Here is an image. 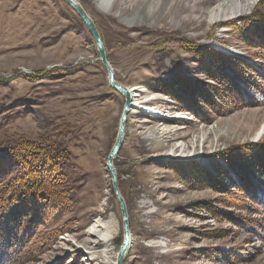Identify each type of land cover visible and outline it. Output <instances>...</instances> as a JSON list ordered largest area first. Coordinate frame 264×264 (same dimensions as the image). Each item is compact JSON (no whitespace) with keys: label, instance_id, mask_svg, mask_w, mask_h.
<instances>
[{"label":"rangeland","instance_id":"374dc122","mask_svg":"<svg viewBox=\"0 0 264 264\" xmlns=\"http://www.w3.org/2000/svg\"><path fill=\"white\" fill-rule=\"evenodd\" d=\"M79 1L102 36L115 80L126 87L140 85L146 91L142 96L160 98L152 104L158 116L137 109L127 114L114 160L132 234L124 264H264L262 207L258 211L259 200L241 191L238 173L228 164L248 146H264V130L259 141L253 140L264 123V43L243 22L264 16V0H256L246 15L215 25L209 24L207 11L225 0H178L179 24L157 22L139 39L123 32L130 14L116 18L97 10L108 0ZM119 1L113 13L122 6L134 10V3ZM130 31L138 32L137 27ZM205 53L233 61L223 82H236L241 101L235 89L219 90L217 102L210 98L218 109L203 102L194 115L180 109L162 85L174 94L180 89L170 82L178 76L219 85L206 79L195 58L204 59ZM124 104L108 83L93 37L69 4L0 0V163L7 170L5 176L0 173V204L22 181L17 148L35 149L38 155L63 151L66 158L56 162L66 176L56 179L67 196L58 210H34L36 225L13 250L0 247V264H102L103 255L95 252L100 236L93 231L110 216L118 224L109 247L117 256L121 213L106 163ZM174 111L186 117L175 118ZM156 126L176 131L173 138L188 147L182 156L172 154L174 139L163 142L157 133L145 138ZM248 176L264 200V178Z\"/></svg>","mask_w":264,"mask_h":264},{"label":"trees","instance_id":"16d2710c","mask_svg":"<svg viewBox=\"0 0 264 264\" xmlns=\"http://www.w3.org/2000/svg\"><path fill=\"white\" fill-rule=\"evenodd\" d=\"M263 21L264 16L253 15L243 22L244 25L252 30L261 42L264 43ZM242 41L251 45V42L246 39H242ZM195 58L200 60V67L206 79L216 80L220 82V84H207L208 82H206L204 85L194 79L178 76L177 80L175 79L170 82L172 87L175 85L179 86L180 90L175 91V94L166 87L167 85L163 84L162 87L165 89L163 92L173 97L180 106V109L182 108L196 115L202 109L201 104L203 102H207L212 109H218V105H214V102L211 103L210 98L212 96V101L215 100L217 102L218 98H221L217 97L219 90L221 93H224L226 88L227 90H229V88L235 89L238 97L240 96L238 86L233 79H230V81L228 80L226 84L223 82V78L226 76L224 71L229 69V66L233 67V61L229 57H224L217 53H205L204 59H200L196 55ZM206 59L211 60L212 63H207ZM206 86H210V88ZM183 96L188 99H185ZM239 99L241 101V96ZM39 153L40 155L37 154L35 149L30 148H26L24 152H21L18 148L15 149L14 155L20 157L17 161L19 165L17 170H19L22 181L15 188V192H10L9 195L4 198V203L0 204V247L2 248L9 247L13 250L25 239L24 236L29 234V231H32V226L36 225L34 218V210L36 208L37 211H42L43 209L52 210L51 208H56L58 210V208H62L64 205L66 206V190L64 187L58 190V180H56V177L65 178L66 176L64 167L57 165L56 162L57 160L66 158L64 152L54 149L44 154L43 150ZM228 164L231 170H235L238 173L242 188L241 191L246 193V196L249 198H253L256 201L259 200V203L257 201L255 206L258 211H260L259 208L262 207L263 212H261L264 213V200L257 195L256 187L248 176V173H253V175L258 173L261 178H264V146L257 144L250 145L247 150L242 151V153L236 157L235 162L229 161ZM0 173L4 176L7 174L3 162L0 163ZM29 201L32 204H27ZM33 204H35V206H33ZM40 206L42 208L38 210ZM4 217H6L7 220L4 219Z\"/></svg>","mask_w":264,"mask_h":264},{"label":"bare ground","instance_id":"6f19581e","mask_svg":"<svg viewBox=\"0 0 264 264\" xmlns=\"http://www.w3.org/2000/svg\"><path fill=\"white\" fill-rule=\"evenodd\" d=\"M70 1H72L74 4H77L78 6H80L84 10V12L87 14V16L91 19V21L94 23L91 15L86 11V9L80 3L79 0H70ZM117 1H119V0H108L107 6L106 5L103 7L99 6V7H97L98 8L97 10L102 11L103 13H105L107 15L114 16L116 18H123L124 14H130L131 17L129 19L125 20V28L126 29L123 30V32L127 33V37L129 39H133L134 37L139 39V35H141V36L145 35L147 27H151L152 29H154V27H156L157 22L164 23L163 26L168 25V24L176 25L178 22V20L176 18L177 16L175 17L177 12L180 13V11L178 10L179 5L177 4L178 0H120L119 2L121 3V5H123L122 2L123 3H125V2L134 3V7H136V8L133 7L134 10H131L129 8L122 6L121 9L119 10L120 13L118 15L115 14L116 11H114V13H113V8H114L115 4L118 3ZM255 1L256 0H225L224 2H221L219 4H214L207 11V13H208L207 18H209L208 19L209 24L213 23L215 25V24H218L220 22H225V21L230 20V19H235V18L238 19L239 17H242L243 15H246L248 13V11H250L252 9V7L255 4ZM202 2H203V0H202ZM199 3H200V1H199ZM113 14H115V15H113ZM202 20L204 21V18ZM202 20H200V22H202ZM147 22H149L151 25H147ZM178 24H179V22H178ZM132 27H137L138 32L132 33L130 31ZM98 34L100 37V41H101L103 50L106 51L102 36L99 32H98ZM132 36H133V38H132ZM222 47L220 48L221 50H222ZM222 51H225L226 53H229V54L231 53L230 52L231 49L226 48V47H223ZM233 52H234V54L239 53L238 51H233ZM144 90L140 87V85H134V86L128 87V91L130 93V100H129L130 104L128 105V108H127L126 120H127V114L131 111L135 112V113L137 110L139 111V113H142V112L145 113L147 111L148 115H150V114L153 115V114L157 113V116H158V114H160L159 113L160 111L158 112L157 108L152 107V104L157 103V101L160 100V98L158 97L159 95L156 96L157 94L153 93V94H149V96H142L143 93L146 92ZM125 102H126V99H125ZM156 107H158V106H156ZM174 112L175 113L172 116L175 118H178V117L185 118L186 117L185 115L180 114L179 111H174ZM159 116H161V115H159ZM189 118H191V116L190 117L187 116V119H189ZM126 120H125V124L123 127L124 138H125V134H126ZM211 129L210 128L205 129V131L202 134L199 132L201 135H199V139L197 140L196 146H198V147L200 146L201 140L204 138V136L207 137V135L210 133ZM263 130H264V123L261 124V126L259 127V129L255 133L253 140L259 141L261 139L262 134H263ZM174 132H176V131H172L169 129H161L158 126H156V129L147 133L145 138L146 139L152 138V135H155L157 133L161 136V138H163V142H167V141L174 139L176 141H175V144H173L171 146V150H173V148H174V150L172 151V154L173 155L179 154L182 156L185 153L186 148H188V147L185 143H183L182 141H179L180 139L173 138ZM124 138H123V140H124ZM193 140L194 139H192L190 141L191 142L190 149H193L195 146V143ZM158 145L161 146V145H163V143L160 142V143H158ZM169 157L171 158L170 155L167 156V158H169ZM114 160H113V165H114ZM170 162H172L173 164L178 163L174 160H171ZM183 162H184V160H183ZM192 163L195 164L196 161H193ZM195 165H197V164H195ZM195 167H197V166H195ZM187 187L193 188V187H191V185L187 186ZM117 226H118V224L115 221V218L110 216L106 221L100 222V224L98 225L99 230L96 229L93 231V233H95L94 235L98 234L100 236L99 240L101 241V243L98 247L100 249L97 248L98 251H95V252H99L101 255H103V256H101L102 259L100 260V263H102V264H115L116 257L111 256V248H109V247L111 245L112 239L114 238V235H116V233H117V229H118ZM129 232H130V246H131L132 245V234H131L130 227H129ZM157 244L163 245V243H157Z\"/></svg>","mask_w":264,"mask_h":264},{"label":"water","instance_id":"95a60500","mask_svg":"<svg viewBox=\"0 0 264 264\" xmlns=\"http://www.w3.org/2000/svg\"><path fill=\"white\" fill-rule=\"evenodd\" d=\"M63 1H65L67 4H69L72 7V9L78 14L80 19L83 21L84 25L86 26L88 32L93 37L95 44H96L98 54H99V60L102 62L104 68L108 72V83H109L110 87L113 88L116 92H118L120 95H122L126 99V102L123 106L122 114L120 116L115 141H114V144L112 145V147L109 151L107 163H106V167L110 173L112 190H113L114 196H115V198L119 204L120 213H121V222H122V240H121V243H120V246H119V249L117 252V256H116V264H123L124 260L126 258V255L130 249L129 219H128V211H127L126 201H125L122 193L120 192V189L118 186L117 173H116L115 167L113 165V160L115 159V157H117L118 152H119L121 145L123 143V138H124L123 127H124L125 120H126L127 108H128V105L130 104L129 103L130 93L128 91V87L122 85L121 83H119L118 81L115 80L112 67L110 66V64L106 58V53L103 50V47H102V44L100 41V37L98 34V30H97L95 24L91 21V19L87 16V14L84 12V10L80 6H78L77 4H74L70 0H63Z\"/></svg>","mask_w":264,"mask_h":264}]
</instances>
